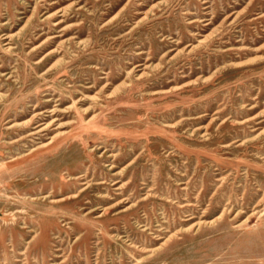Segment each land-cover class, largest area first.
Listing matches in <instances>:
<instances>
[{
  "label": "rangeland",
  "instance_id": "374dc122",
  "mask_svg": "<svg viewBox=\"0 0 264 264\" xmlns=\"http://www.w3.org/2000/svg\"><path fill=\"white\" fill-rule=\"evenodd\" d=\"M0 264H264V0H0Z\"/></svg>",
  "mask_w": 264,
  "mask_h": 264
},
{
  "label": "bare ground",
  "instance_id": "6f19581e",
  "mask_svg": "<svg viewBox=\"0 0 264 264\" xmlns=\"http://www.w3.org/2000/svg\"><path fill=\"white\" fill-rule=\"evenodd\" d=\"M76 99V98H75ZM74 101V100H73ZM58 106V105H57ZM42 121V120H41ZM200 223V222H199ZM159 233V232H158ZM161 235V234H160ZM144 247V246H143Z\"/></svg>",
  "mask_w": 264,
  "mask_h": 264
}]
</instances>
